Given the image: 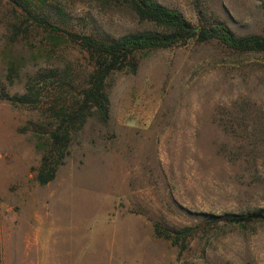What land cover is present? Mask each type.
Segmentation results:
<instances>
[{"label":"rangeland","instance_id":"374dc122","mask_svg":"<svg viewBox=\"0 0 264 264\" xmlns=\"http://www.w3.org/2000/svg\"><path fill=\"white\" fill-rule=\"evenodd\" d=\"M156 1L196 27L264 36V0ZM22 2L32 14L0 0V264H264V223L200 233L185 251L154 231L264 210V53L193 39L114 73L108 122L89 118L41 185L53 72L69 67L76 95L91 66L78 47H55L34 16L97 38L147 27L101 0ZM31 81L42 104L7 99Z\"/></svg>","mask_w":264,"mask_h":264},{"label":"trees","instance_id":"16d2710c","mask_svg":"<svg viewBox=\"0 0 264 264\" xmlns=\"http://www.w3.org/2000/svg\"><path fill=\"white\" fill-rule=\"evenodd\" d=\"M11 1L27 13H31L27 2ZM101 1L128 10L138 23L146 26L147 29L126 33L117 38L111 36L97 38L84 33L68 31L65 33L48 18L34 16L36 28L50 35L55 47L60 46L61 43L78 47L88 58L91 66L76 95H71L73 91H76L75 82L69 79L72 70L68 67L53 72L54 77H58V82L52 86L53 98L48 96L47 102L43 103L45 106L41 108L42 114L48 121L41 124L48 128L46 130L47 144L44 146L41 165L36 175L41 185H46L55 179L58 169L69 155L73 134L80 131L89 118L95 117L103 124L108 122L110 117L108 79L114 73L126 71L135 74L141 60L148 54L184 46L193 39L202 43L216 41L240 53H264V36L252 34L237 36L222 21H215L210 26L196 27L185 18L182 12L156 0ZM63 34L68 35L69 38L62 39ZM45 85V88H48L47 82ZM40 95L36 85L31 81L24 94L7 99L20 105L42 104L39 100ZM259 223H264V210L242 214H206L197 225L179 229L156 223L154 231L157 238L171 241L181 251H185L188 248V241L200 233L231 226L246 228Z\"/></svg>","mask_w":264,"mask_h":264}]
</instances>
